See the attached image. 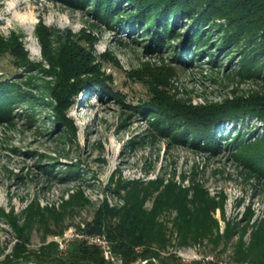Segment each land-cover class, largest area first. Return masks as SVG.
I'll use <instances>...</instances> for the list:
<instances>
[{
	"label": "rangeland",
	"instance_id": "374dc122",
	"mask_svg": "<svg viewBox=\"0 0 264 264\" xmlns=\"http://www.w3.org/2000/svg\"><path fill=\"white\" fill-rule=\"evenodd\" d=\"M100 2L27 0L0 20V207L10 212L0 214V264L35 263L50 245L66 257L74 242L123 264L88 224L106 205L142 199L168 228L173 207L207 200L228 251L173 240L159 254L227 264L232 244L264 230V33L224 46L235 33L225 18L163 24L137 4ZM93 236L107 246L88 244Z\"/></svg>",
	"mask_w": 264,
	"mask_h": 264
},
{
	"label": "trees",
	"instance_id": "16d2710c",
	"mask_svg": "<svg viewBox=\"0 0 264 264\" xmlns=\"http://www.w3.org/2000/svg\"><path fill=\"white\" fill-rule=\"evenodd\" d=\"M103 1L111 4V0H101V2ZM117 1L121 8L120 0ZM125 1L134 6L137 4L140 15L142 12L144 17H155L163 24L167 20V16L175 17L180 14L192 18L194 22L203 16L212 19L225 18L228 21V29L230 28L235 33L233 35L226 34L227 43L224 46L232 47L234 43L239 42L240 38L244 40V36L251 34V31H254V34L259 31L264 33V0H136V4L134 0ZM160 7L162 8L158 14L157 11ZM249 51L250 53L251 51L255 52L254 49ZM254 60L257 62V59ZM258 90L260 95L264 97V91L260 87ZM175 98L180 100L179 97ZM182 105L195 109V111L198 110V112L203 110L202 107H192L185 103ZM258 105L243 104L240 108L244 111L261 110L262 105ZM232 111L237 110L229 108L228 111L223 110L222 112L231 113ZM195 123L192 124L193 127ZM215 126L210 128L205 126L204 129L209 131L203 129V133L199 134V137L196 135L195 138L206 140V133ZM219 137H224V134L221 133ZM191 145L193 146L195 143ZM142 200L138 204H127L118 211L109 209L106 205L105 210L99 209L93 222L88 224L87 232L104 234L111 243L113 252L121 256L123 264H134L138 261L144 262L143 264H168L160 256L159 251H166L173 247V240L178 247L190 246L207 240V243L218 248L219 243L222 242L223 246L218 252L219 255L222 256L228 251L230 234L228 231L222 235L215 234L213 219L210 214L213 207L207 204V200L198 199V201L190 202V208L185 205L173 207L177 214L172 222V228H168L158 221L157 217L160 213H157L156 208L149 212L144 211L141 204ZM6 213L9 214L10 212H5L0 207V214ZM114 218H117L116 222L113 221ZM174 235L176 236L174 237ZM19 246L16 245V248ZM52 246L41 247L40 253L35 255V263H31L29 258H25V262L16 264H105L101 251L96 247L74 242L71 244L67 256L60 257L56 253V246H54L55 249ZM231 246L232 251L228 255L227 264H264V230L261 229L260 232H257L253 241L247 246L241 240ZM20 247L23 248L22 252H25L24 247ZM140 247L141 250L137 251V248ZM154 247L156 249L153 250ZM196 264L201 263L197 262Z\"/></svg>",
	"mask_w": 264,
	"mask_h": 264
},
{
	"label": "clouds",
	"instance_id": "9594fccd",
	"mask_svg": "<svg viewBox=\"0 0 264 264\" xmlns=\"http://www.w3.org/2000/svg\"><path fill=\"white\" fill-rule=\"evenodd\" d=\"M26 2L27 0H0V5H3V7H0V20H5L9 14L11 17L21 15L18 6Z\"/></svg>",
	"mask_w": 264,
	"mask_h": 264
},
{
	"label": "built area",
	"instance_id": "2783aa9c",
	"mask_svg": "<svg viewBox=\"0 0 264 264\" xmlns=\"http://www.w3.org/2000/svg\"><path fill=\"white\" fill-rule=\"evenodd\" d=\"M90 240L91 241L88 243L90 245H96V246L98 245L99 247L107 246V242L98 236H93ZM105 256L108 258V253L106 251H105Z\"/></svg>",
	"mask_w": 264,
	"mask_h": 264
},
{
	"label": "water",
	"instance_id": "95a60500",
	"mask_svg": "<svg viewBox=\"0 0 264 264\" xmlns=\"http://www.w3.org/2000/svg\"><path fill=\"white\" fill-rule=\"evenodd\" d=\"M102 253V255H103V252H101ZM105 258V257H104ZM141 264H143V263H141Z\"/></svg>",
	"mask_w": 264,
	"mask_h": 264
}]
</instances>
